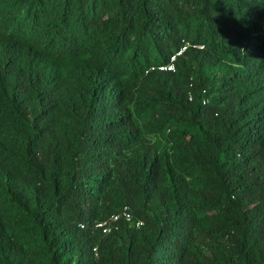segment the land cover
<instances>
[{
  "label": "trees",
  "instance_id": "obj_1",
  "mask_svg": "<svg viewBox=\"0 0 264 264\" xmlns=\"http://www.w3.org/2000/svg\"><path fill=\"white\" fill-rule=\"evenodd\" d=\"M0 264H264V0H0Z\"/></svg>",
  "mask_w": 264,
  "mask_h": 264
},
{
  "label": "built area",
  "instance_id": "obj_2",
  "mask_svg": "<svg viewBox=\"0 0 264 264\" xmlns=\"http://www.w3.org/2000/svg\"><path fill=\"white\" fill-rule=\"evenodd\" d=\"M190 46H193L199 49L203 48V45L201 44H192L191 41L187 39H182L179 49L176 51V53L170 56L169 61L164 64L158 65L156 68L160 71H174L176 57L181 55ZM150 69H154V67H151ZM202 92H204V90H202ZM188 98L191 99L190 92L188 93ZM205 102H206V99L203 98L202 103H205ZM121 219L128 221V222L132 220L129 207L126 205L123 206L118 212L110 214L107 218L94 221L92 224V229L95 231L101 232L102 234L110 233L118 229L119 227L118 222ZM141 224H142L141 221L136 222L137 226ZM80 227L83 228L84 224H80ZM93 250L95 251V248Z\"/></svg>",
  "mask_w": 264,
  "mask_h": 264
}]
</instances>
